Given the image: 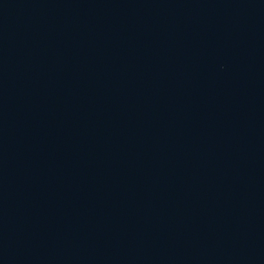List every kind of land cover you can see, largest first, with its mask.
Returning a JSON list of instances; mask_svg holds the SVG:
<instances>
[{"label":"water","instance_id":"1","mask_svg":"<svg viewBox=\"0 0 264 264\" xmlns=\"http://www.w3.org/2000/svg\"><path fill=\"white\" fill-rule=\"evenodd\" d=\"M0 264H264V0H0Z\"/></svg>","mask_w":264,"mask_h":264}]
</instances>
